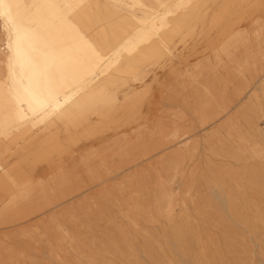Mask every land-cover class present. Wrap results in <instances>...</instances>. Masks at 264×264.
Returning <instances> with one entry per match:
<instances>
[{
    "label": "rangeland",
    "instance_id": "374dc122",
    "mask_svg": "<svg viewBox=\"0 0 264 264\" xmlns=\"http://www.w3.org/2000/svg\"><path fill=\"white\" fill-rule=\"evenodd\" d=\"M99 6L116 21L119 8ZM242 12L233 26L243 36L230 44L222 33L210 43L176 38L169 62L145 67V82L135 86L146 92L141 101L88 140L82 133L96 118L80 124L69 157L39 154L43 123L0 131V208L18 193L17 184L8 190L18 177L32 188L43 184L33 191L50 189L0 219V264H264V155L251 151L264 153V57L253 38L264 27V0ZM126 41L113 45L112 56ZM204 85L233 103L202 126L196 110L209 101ZM250 99L262 108L246 119L241 108ZM233 117L247 142L227 136ZM150 132L144 152L124 154L122 145Z\"/></svg>",
    "mask_w": 264,
    "mask_h": 264
},
{
    "label": "bare ground",
    "instance_id": "6f19581e",
    "mask_svg": "<svg viewBox=\"0 0 264 264\" xmlns=\"http://www.w3.org/2000/svg\"><path fill=\"white\" fill-rule=\"evenodd\" d=\"M105 1L120 10L112 12L117 17L114 22L101 16L99 0H0V131L14 123H43L48 132L36 146L39 154L68 156L77 143L74 131L80 124L96 118L82 133V138L88 140L141 101L146 92L135 86L145 82V67L150 63L159 67L168 61L169 48L176 38L210 43L222 33L226 44H230L242 37L233 25L252 0ZM129 30H135L133 39H128ZM253 38L258 46L256 54L264 57V27L256 29ZM124 40L122 50L112 56L113 45ZM203 89L209 101L196 110V117L205 126L226 115L233 101H225L222 92L219 98L214 85H204ZM261 108V103L254 104L250 99L242 106L241 115L249 118ZM239 126V120L229 118L225 124L227 136L247 142ZM151 135L136 140L130 136L133 142L121 149L125 155L133 150L144 152L145 138ZM255 148L251 147L254 155L262 157L261 147ZM89 174L94 177L95 171ZM15 184L18 193L12 192L9 203L0 208V219L14 218L50 191L34 190L39 192L35 194L37 184L32 188L33 182L22 177L9 183L8 190L13 191Z\"/></svg>",
    "mask_w": 264,
    "mask_h": 264
}]
</instances>
